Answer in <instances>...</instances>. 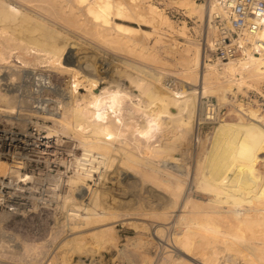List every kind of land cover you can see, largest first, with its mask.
Here are the masks:
<instances>
[{"label":"bare ground","instance_id":"1","mask_svg":"<svg viewBox=\"0 0 264 264\" xmlns=\"http://www.w3.org/2000/svg\"><path fill=\"white\" fill-rule=\"evenodd\" d=\"M168 10L191 18L202 39ZM216 11L199 0H0V103L6 107L0 117L9 123L50 121L45 138L59 143V135L69 137L81 150L71 174L55 180L61 219L46 240L22 241L4 229L9 216L0 215V261L69 264L72 254L105 251L114 256L112 263L153 264L162 244L150 234L154 225L148 220L163 225L177 215L182 229L166 237L163 263L264 264V183L249 196L239 192L264 169V109L237 100L264 82V52L245 53L221 67L208 63ZM258 23L264 50V17ZM98 45L152 68L120 60L99 78L101 87L86 56L103 55ZM169 58L179 67L172 71L181 81L178 89L154 70L171 67ZM210 96L235 104L251 120L221 123L211 150L189 174L179 148L200 118L199 99ZM1 174L31 179L5 162ZM190 183L203 200L188 195ZM118 223L136 235L121 240ZM164 228L154 231L161 242ZM16 253L19 260L12 257Z\"/></svg>","mask_w":264,"mask_h":264},{"label":"built area","instance_id":"2","mask_svg":"<svg viewBox=\"0 0 264 264\" xmlns=\"http://www.w3.org/2000/svg\"><path fill=\"white\" fill-rule=\"evenodd\" d=\"M203 1L212 3L217 10L212 14L217 37L207 62L221 67L245 53L259 55V51L264 52L257 37L258 22L264 17V0ZM169 13L178 16L173 10ZM199 105L202 120L218 122L225 117V112L211 98L201 97ZM46 136V129L38 122L24 124L0 120V162L31 177L23 181L11 175H0V215L26 216L56 206L54 200L46 196L43 184L54 182L58 173L70 174L71 169H66L61 160H70L73 155L71 151L59 148L55 138ZM26 143H29L28 147Z\"/></svg>","mask_w":264,"mask_h":264},{"label":"rangeland","instance_id":"3","mask_svg":"<svg viewBox=\"0 0 264 264\" xmlns=\"http://www.w3.org/2000/svg\"><path fill=\"white\" fill-rule=\"evenodd\" d=\"M154 1H158V0H154ZM202 1L203 0H199ZM167 15L169 16V10L167 11ZM170 18L176 22H181V21H186L187 25L191 31V33L193 34V37L196 39L201 40L202 39V33H200L201 31L200 28H197L198 32L195 33V31L193 30V27L195 26V23L193 22V20L191 18H185L183 15H179L178 16H171ZM143 28L145 29H149L148 27L143 26ZM198 34V35H197ZM168 36V34H165ZM197 35V36H196ZM176 39L178 41H180L181 43L185 42L184 39L176 37ZM92 44V43H91ZM93 46H96L97 43L92 44ZM101 45H98V48H102L101 50L103 51V55L102 54H97L98 52H93L91 54H86L87 56V61H93V63L91 62V64H93V66L95 67V70H97V73H92L90 74L91 77H95L98 78V83L99 85L105 86V83L103 82L104 80H101L99 78H101L102 76H106L105 74L108 75V72L110 73V71H114L116 69V64L120 63V60H127L129 62H133L136 63L140 66L143 67H148V68H152L147 62H143V60L135 57L134 56H130V55H120V53H115L114 51L112 52V50H108L107 52L105 51V48L100 47ZM100 50V51H101ZM102 53V52H101ZM122 54V53H121ZM101 56V57H100ZM131 57V58H130ZM89 58V59H88ZM93 59V60H92ZM170 59V60H169ZM169 63H172V66L167 68L166 70H161V69H154L156 72L158 71V73L160 72L162 75L165 76V80H167V82H170L171 86L173 85L174 89H178L180 87V83L181 81L176 78V76H174V74L172 73V71H174L176 68H179L177 66V63L175 61H173V58H169ZM209 63V62H208ZM96 64V65H95ZM212 64V63H210ZM174 65V66H173ZM214 65V64H213ZM97 67V68H96ZM108 70V72H107ZM166 71V72H165ZM258 89L255 88H251L248 89L246 91L247 95H244L243 93H239L237 94V100L238 102H242L246 105V103H249L248 105L252 106V107H260V109H264V82L259 84ZM194 88L196 89V91L198 90V86L197 84H194ZM83 92V91H82ZM245 93V94H246ZM198 95V94H197ZM211 98L214 102L217 103L216 99L214 97H208ZM232 96L229 95V99H231ZM247 98V99H246ZM233 99V98H232ZM200 100V99H199ZM256 100V101H255ZM248 101V102H247ZM12 103H9V105H11ZM14 103V106H17V104ZM233 104V103H232ZM229 102H224L222 103H217V105L219 107L222 108V111L225 112V117L222 119L220 118V120L218 119V122H209L207 120H202L200 118L197 119L196 121V125L193 124L192 127V131L191 133L188 135V137H186V139L184 140V142L181 144V148H179V159H181V163L184 164V166H186L189 170V174L191 173V171L193 170L192 168H194L195 166V160L198 157H202V155H205L208 151L211 150V145H212V140H213V135L217 129V127L224 122H237L240 118V116H242L243 120H251L250 116L245 113V110H242L237 108V106L232 105ZM4 106V107H3ZM13 106V104H12ZM6 108L5 104L2 102L0 103V108ZM235 108V109H233ZM199 109H200V105H199ZM228 110V111H227ZM200 111V110H198ZM227 111V112H226ZM244 111V113H243ZM199 114V112H198ZM241 114V115H240ZM224 116V114L222 115V117ZM247 117V118H246ZM0 120L2 122H5V118L4 117H0ZM34 122H38L40 125L42 123L43 127L44 126H52V122L44 120L42 122V119H32ZM222 120V121H221ZM7 122V121H6ZM16 123V121H14ZM195 125V126H194ZM46 127H44L46 129ZM194 129V130H193ZM212 136V137H211ZM59 139L60 142L58 143L59 148L63 149V150H68L71 151L72 153V159L70 160H65L62 159L61 163L65 166L66 169H71V172L73 171V160H74V156L77 157L79 155H81V150L78 148V142L72 138L69 137H62L61 135H59ZM207 151V152H206ZM181 152V153H180ZM204 153V154H203ZM235 156L239 157L242 156V154L240 152L234 151L233 152ZM182 154V155H181ZM196 156V157H195ZM182 157V158H181ZM246 157V155H245ZM190 161V162H189ZM191 165V166H190ZM190 166V167H189ZM258 175L256 177H253V182L249 181L246 179V183L244 184L243 182V190H240L239 192L241 193H245L248 196L251 194L250 190L252 191H258V189L260 190V187L262 186V184L264 183V169L262 168H258ZM62 170V168L60 169V171ZM191 170V171H190ZM70 172V174H71ZM2 175V174H1ZM58 175H62L61 173H58L56 176H54V182H49V183H45L43 184V188H44V192H46V196L48 198H51L52 200H54L56 206L50 209L48 208H43L40 209L37 212H34L30 215H26V216H15V217H9L7 219V222L4 225V229L7 231H11L14 234H17V236L19 237V239H21L22 241H30V242H41L46 240L49 235L50 232L52 230V227L55 225V223L61 219L60 218V214L61 212H59V209L57 208L58 203L60 202V188H55V180L57 178ZM95 177H97V173L95 174ZM259 181L257 183V185L255 186V182ZM91 185H93V183L89 182ZM195 185L191 184L188 186L187 193L189 192L188 195H191V197L197 199V200H203L202 198H204V195H202L200 193V191H197L195 189ZM202 196H201V195ZM44 196V195H43ZM45 197V196H44ZM46 197V198H47ZM177 216V215H176ZM176 216H172L170 217V219L167 221V224H161L152 219H149L148 222L151 225H154V228H151V233L152 235H154V240H156L157 242H159L160 244H162V246H165V243L167 242L165 239L167 236L171 235V233H179L182 229V226L180 224L177 223V217ZM174 219V220H173ZM153 222V223H152ZM175 222V223H174ZM157 224V225H156ZM161 224V225H160ZM169 224V225H168ZM174 224V225H173ZM157 226H162L165 229V232L162 234V238L163 241H159V239H157L155 237L154 231L157 228ZM169 227V229H168ZM171 227V228H170ZM117 235L119 236V238L122 240L124 239V237L126 236H133L136 235V230L130 226H124V224L122 223H118L117 225ZM146 235V233H145ZM156 238V239H155ZM64 239V238H63ZM164 243V244H163ZM121 245V244H120ZM157 245V244H156ZM161 245H157L156 249L154 250V256H155V261L153 262V264H165L162 262V256H163V248ZM111 253L108 252H99L98 254H95V256L92 257V255H85L84 254H72V258L71 261L69 260V264L73 263V264H127V262H125L124 260H120L117 259V261L115 260L113 263L111 262V259L114 258V256H110ZM156 254V255H155ZM179 254L178 252L175 251V257L176 255ZM8 256H10V253L8 254ZM7 256V257H8ZM12 257H14L16 260L20 259V256L18 255V253L13 254ZM112 257V258H111ZM92 258V260H91ZM7 259V258H6ZM9 259V258H8ZM7 259V260H8ZM89 259V260H88ZM99 259V260H98ZM106 259V260H105ZM5 261V263H4ZM81 261V262H80ZM102 261V262H101ZM120 261V263H119ZM0 262H2V264H10V263H6V260H1ZM76 262V263H75ZM116 262V263H115Z\"/></svg>","mask_w":264,"mask_h":264}]
</instances>
